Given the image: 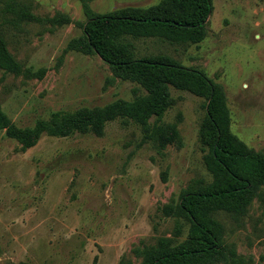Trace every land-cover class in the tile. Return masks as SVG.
Masks as SVG:
<instances>
[{
    "label": "rangeland",
    "instance_id": "1",
    "mask_svg": "<svg viewBox=\"0 0 264 264\" xmlns=\"http://www.w3.org/2000/svg\"><path fill=\"white\" fill-rule=\"evenodd\" d=\"M85 1L103 14L164 0ZM211 3L203 41L133 38L136 55L204 72L225 93L232 132L264 154V0ZM86 21L82 0H0V31L21 64L19 72L0 67V107L13 122L32 126L55 111L146 93L98 54L69 48ZM171 94L150 132L119 118L101 135L43 134L26 147L0 130V264H141L160 236H174L182 194L213 175L200 142L206 98L173 86ZM215 216L224 233L210 264H264V184L244 214Z\"/></svg>",
    "mask_w": 264,
    "mask_h": 264
},
{
    "label": "trees",
    "instance_id": "2",
    "mask_svg": "<svg viewBox=\"0 0 264 264\" xmlns=\"http://www.w3.org/2000/svg\"><path fill=\"white\" fill-rule=\"evenodd\" d=\"M82 1L87 16L84 33L71 40L69 48L98 54L122 78L137 81L146 93L73 113L55 111L32 126L16 124L0 107V130L26 147L34 145L43 134L101 135L109 121L119 118L135 121L150 132L151 119L160 120L172 103L171 86L206 98L200 142L207 150L204 161L213 180H200L182 194L174 236H160L155 246L145 251L141 264H210L221 251L224 233L215 214L221 211L238 217L246 212L256 189L264 184V154L232 132L230 110L219 84L204 72L183 66L167 55L138 57L132 39L158 37L199 43L207 34L211 0H164L158 5L126 6L103 14L95 13ZM18 11L26 18H35L26 7ZM0 67L21 71V64L7 49L1 31ZM164 211L168 215L173 212L167 206ZM185 223L188 230L182 239Z\"/></svg>",
    "mask_w": 264,
    "mask_h": 264
}]
</instances>
